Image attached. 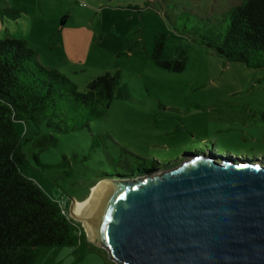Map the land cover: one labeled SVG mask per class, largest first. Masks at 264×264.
Listing matches in <instances>:
<instances>
[{
	"label": "rangeland",
	"instance_id": "rangeland-1",
	"mask_svg": "<svg viewBox=\"0 0 264 264\" xmlns=\"http://www.w3.org/2000/svg\"><path fill=\"white\" fill-rule=\"evenodd\" d=\"M239 3L0 0V40L26 41L44 66L66 75L78 91L105 73L120 77L102 117L89 120L88 108L67 107L69 117L57 125L69 131L47 121L16 122L30 176L71 218L73 202L86 199L91 186L129 177L104 176L117 174L116 159H125L127 151L153 157L156 175L171 170L173 162L180 165L195 147L219 162L235 156L264 166V68L228 61L203 42L223 38L229 11ZM158 34L167 35V56L184 51V70L155 62ZM212 143L219 152L208 149ZM73 220L75 230L84 231V222ZM33 264L119 263L87 238L43 247Z\"/></svg>",
	"mask_w": 264,
	"mask_h": 264
},
{
	"label": "trees",
	"instance_id": "trees-1",
	"mask_svg": "<svg viewBox=\"0 0 264 264\" xmlns=\"http://www.w3.org/2000/svg\"><path fill=\"white\" fill-rule=\"evenodd\" d=\"M166 40V34L156 35L155 62L166 69L184 70V51L178 58L167 56ZM203 42L228 61L264 68V0H240L229 11L223 38ZM119 84V74L108 72L90 81L86 91H78L66 75L44 66L26 41L0 40V264H33L43 247L76 245L87 239L84 231L75 230L76 223L65 208L30 176L16 122L40 126L47 121L69 131L57 125L69 117L67 107L88 108L89 120L102 117ZM261 116L264 119V111ZM208 149L220 151L216 143ZM127 153L125 159H116L117 174L105 172L104 176L132 177L153 169V157Z\"/></svg>",
	"mask_w": 264,
	"mask_h": 264
},
{
	"label": "water",
	"instance_id": "water-1",
	"mask_svg": "<svg viewBox=\"0 0 264 264\" xmlns=\"http://www.w3.org/2000/svg\"><path fill=\"white\" fill-rule=\"evenodd\" d=\"M185 154L162 174L106 181L86 211L87 238L119 264H264V166Z\"/></svg>",
	"mask_w": 264,
	"mask_h": 264
},
{
	"label": "bare ground",
	"instance_id": "bare-ground-1",
	"mask_svg": "<svg viewBox=\"0 0 264 264\" xmlns=\"http://www.w3.org/2000/svg\"><path fill=\"white\" fill-rule=\"evenodd\" d=\"M108 180L113 181V179H102L100 182H98L95 186L92 187V191L86 199L82 201L74 202L72 212L77 218H79L80 220L84 222L85 226L88 220L86 211L91 205V202L94 199L100 187Z\"/></svg>",
	"mask_w": 264,
	"mask_h": 264
},
{
	"label": "crops",
	"instance_id": "crops-1",
	"mask_svg": "<svg viewBox=\"0 0 264 264\" xmlns=\"http://www.w3.org/2000/svg\"><path fill=\"white\" fill-rule=\"evenodd\" d=\"M91 188H92V186H91Z\"/></svg>",
	"mask_w": 264,
	"mask_h": 264
}]
</instances>
